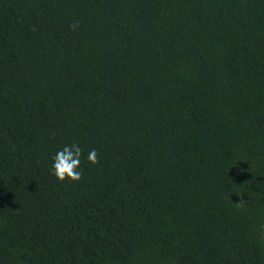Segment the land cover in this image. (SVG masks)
Returning <instances> with one entry per match:
<instances>
[{"label":"trees","instance_id":"obj_1","mask_svg":"<svg viewBox=\"0 0 264 264\" xmlns=\"http://www.w3.org/2000/svg\"><path fill=\"white\" fill-rule=\"evenodd\" d=\"M0 264H264V0H0Z\"/></svg>","mask_w":264,"mask_h":264},{"label":"clouds","instance_id":"obj_2","mask_svg":"<svg viewBox=\"0 0 264 264\" xmlns=\"http://www.w3.org/2000/svg\"><path fill=\"white\" fill-rule=\"evenodd\" d=\"M80 157L81 148L78 145H65L62 149L58 150L52 158V174L60 181L66 179L78 181L82 175L80 171ZM87 158L91 163H96V150L92 149Z\"/></svg>","mask_w":264,"mask_h":264}]
</instances>
